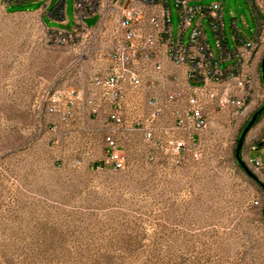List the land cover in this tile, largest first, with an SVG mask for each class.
Returning <instances> with one entry per match:
<instances>
[{
  "label": "rangeland",
  "instance_id": "obj_1",
  "mask_svg": "<svg viewBox=\"0 0 264 264\" xmlns=\"http://www.w3.org/2000/svg\"><path fill=\"white\" fill-rule=\"evenodd\" d=\"M45 1L0 0V264H264V176L248 160L252 179L235 161L257 111L242 125L238 115L211 124L198 161L171 166L133 133L120 140L122 170H95L102 133L81 129L77 108L66 126L45 112L48 93L88 78L77 50L48 42L46 27H72L73 1L66 27L47 15L58 0L46 13ZM212 1L223 4L228 39L232 18L251 29L244 0ZM260 47L258 66L264 33Z\"/></svg>",
  "mask_w": 264,
  "mask_h": 264
},
{
  "label": "built area",
  "instance_id": "obj_2",
  "mask_svg": "<svg viewBox=\"0 0 264 264\" xmlns=\"http://www.w3.org/2000/svg\"><path fill=\"white\" fill-rule=\"evenodd\" d=\"M72 1V27L45 26L48 42L77 50L78 74L88 78L77 88L48 93L46 114L66 126L77 108L80 128L86 130L107 109L102 126L90 130L103 135L97 171L123 169L120 140L133 133L153 143L171 166L181 165L184 157L198 161L200 134L213 123L231 124L237 107L252 96L246 65L261 37L254 0H244L251 29L244 22L248 32H241L232 18L229 39L218 1L125 0L122 6L118 0ZM51 2L45 1V13ZM65 2H55L47 15L66 27ZM91 17L96 21L89 26L84 19ZM97 37L102 41L96 47ZM90 50L96 55L88 69ZM55 129L53 124L50 130ZM256 150L257 145L251 152Z\"/></svg>",
  "mask_w": 264,
  "mask_h": 264
},
{
  "label": "crops",
  "instance_id": "obj_3",
  "mask_svg": "<svg viewBox=\"0 0 264 264\" xmlns=\"http://www.w3.org/2000/svg\"><path fill=\"white\" fill-rule=\"evenodd\" d=\"M29 3L37 4L38 2H29ZM262 3L263 1L261 0V4ZM262 6L264 9V4ZM260 49L261 47L255 52L252 62L249 67L251 78H253L252 96L249 99L248 103H246L241 114H239L236 117L234 123L235 125H242V123H244V121L251 115L253 111H257V114L255 115V117H253L254 124L251 125L253 121L249 123V128L253 127V129H251L252 131L248 134V136L242 142V145L241 144H240L241 146L239 145V148H240L239 156H240L241 161L245 163L246 166L250 169L251 167L248 165L247 161L249 159H258L260 162V168H258V170L260 171L261 176H264V84L262 81V71H261L262 64H264V58L262 59V62L258 66L257 62H258L259 55L261 54V52H259ZM106 111L107 109L103 107L101 111L102 114L99 117V119L90 121L88 126H91V128L93 129L100 128L105 118ZM254 144L257 145V150L250 152L249 147Z\"/></svg>",
  "mask_w": 264,
  "mask_h": 264
},
{
  "label": "bare ground",
  "instance_id": "obj_4",
  "mask_svg": "<svg viewBox=\"0 0 264 264\" xmlns=\"http://www.w3.org/2000/svg\"><path fill=\"white\" fill-rule=\"evenodd\" d=\"M254 6H255V11L258 13H261V37H259V43H258V49L260 48V45L263 42V33H264V9L263 6L261 5V0H254ZM257 50H253V55L252 58H250L249 64L246 65V74H249V77L251 78V74L249 72V67L252 62L253 56ZM244 107H237V111H242ZM253 148H256V145H253L252 147L249 148V151L251 152ZM249 163L256 169L260 168V166L257 163L256 159H249Z\"/></svg>",
  "mask_w": 264,
  "mask_h": 264
},
{
  "label": "trees",
  "instance_id": "obj_5",
  "mask_svg": "<svg viewBox=\"0 0 264 264\" xmlns=\"http://www.w3.org/2000/svg\"><path fill=\"white\" fill-rule=\"evenodd\" d=\"M240 144V141L238 143V145ZM235 161L240 165V167L243 169V171L253 179V176L249 173V171L247 170V168L243 165L244 163L241 161L240 156H239V146L236 149L235 152ZM263 214H264V210H263Z\"/></svg>",
  "mask_w": 264,
  "mask_h": 264
},
{
  "label": "water",
  "instance_id": "obj_6",
  "mask_svg": "<svg viewBox=\"0 0 264 264\" xmlns=\"http://www.w3.org/2000/svg\"><path fill=\"white\" fill-rule=\"evenodd\" d=\"M261 71H262V81L264 84V64H262Z\"/></svg>",
  "mask_w": 264,
  "mask_h": 264
}]
</instances>
